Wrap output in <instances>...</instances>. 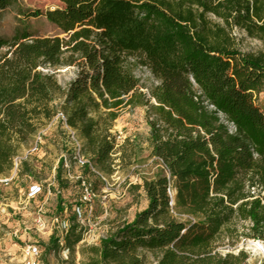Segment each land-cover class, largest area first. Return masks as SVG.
<instances>
[{"label": "trees", "instance_id": "16d2710c", "mask_svg": "<svg viewBox=\"0 0 264 264\" xmlns=\"http://www.w3.org/2000/svg\"><path fill=\"white\" fill-rule=\"evenodd\" d=\"M14 1L0 0V11ZM58 3L29 15L43 16L55 36L23 29L0 37V177L59 110L81 142L83 171L110 176L117 111L146 107L150 157L161 168L131 190L141 189L147 206L81 255L88 264H146L147 253L154 264H247L245 253L220 256L215 244L237 221L248 223L244 237L264 241V114L256 105L264 92V0ZM233 29L262 48L241 51ZM62 67L75 68L64 87L41 71ZM136 68L156 84L141 86ZM27 159L20 176L31 174ZM62 165L55 181L65 188ZM68 223L64 249L53 235L47 252H74L83 228L75 214Z\"/></svg>", "mask_w": 264, "mask_h": 264}, {"label": "rangeland", "instance_id": "374dc122", "mask_svg": "<svg viewBox=\"0 0 264 264\" xmlns=\"http://www.w3.org/2000/svg\"><path fill=\"white\" fill-rule=\"evenodd\" d=\"M58 5V0H15L9 8L0 11V37L10 38L23 29L36 32L37 36H55L57 30L43 16L33 18L29 15L51 11ZM233 36L243 52H257L262 48L258 41L247 38L243 32L233 29ZM43 73L54 74L58 84L64 87L74 77L75 68H47L43 69ZM133 73L144 88L156 84L144 68H136ZM146 90L143 89L145 93ZM256 105L264 114V92L256 98ZM117 115L111 131L117 142L116 152L112 156L115 171L110 176H102L93 170L99 180L71 161L69 168H62L61 178L66 187L58 186L55 181L58 161L62 157L68 159L72 150L68 143L70 139L60 125L48 124L39 131L42 141L36 152L26 155L30 144L24 147L17 160L28 158L32 167L30 176H20L18 172V176L10 174L7 182L0 183V264H23L21 250L24 244L38 246L39 264H88L89 255L82 256V248L98 245L109 230L117 224L132 221L136 213L146 208L147 201L142 190H131L132 186H141L143 180L152 179L161 168L150 157L146 107H123L117 111ZM122 148H125L123 161L120 160ZM82 180L90 183L95 194L87 204L81 202ZM32 185L41 187V191L31 200L26 195L29 187L23 189L21 186ZM77 206L90 211L87 216L90 226L81 227L82 240L74 247L72 254L53 249L47 252L50 237L59 235L61 223L69 225L68 218L74 214ZM174 216L178 220L187 219L186 216ZM248 227V223L234 222L232 234L224 232L220 236L215 244V252L220 256L243 252L248 256L247 264H264V251H254L252 247L259 243L264 250V241L244 237ZM146 261V264H154L151 254H146Z\"/></svg>", "mask_w": 264, "mask_h": 264}, {"label": "built area", "instance_id": "2783aa9c", "mask_svg": "<svg viewBox=\"0 0 264 264\" xmlns=\"http://www.w3.org/2000/svg\"><path fill=\"white\" fill-rule=\"evenodd\" d=\"M41 71L43 72V70L41 69ZM50 125H60L61 128L64 130L66 137L70 139L69 145L72 146V150H70V154H69V158L67 159L66 157H62V168H69L70 165L69 163L72 161L73 164L77 165L79 168H83L84 166H86L88 164L86 158L81 154L80 151V141L78 142V140L76 139L77 137H75V133L74 131H72L65 123V116L64 114L59 110L57 111V113L54 115V117L52 118V120L49 123ZM231 128V126H229ZM42 141V135L41 132H38V134L34 137L33 141L30 143L29 145V150L27 152L26 155L32 154L33 152H36L39 149L40 143ZM20 160H17V157L13 159V168L10 171L9 175L5 176V177H0V183L3 182H7L9 177L11 176H18V172H19V168L18 166L20 165ZM10 174H12L10 176ZM81 186H82V194H81V202L83 204H87L90 202L91 198L95 197V194L93 192L92 186L90 185V183H86L85 181L82 180L81 182ZM29 187V188H28ZM21 188H28L26 189V195L28 199H34L37 197V195L40 193L41 191V187H37L35 185L32 186H21ZM168 195L171 199L170 202V206H173V191H169ZM76 216V222L80 227H89V219H88V215L90 213V211L87 210H83V208L81 206H77L74 209L73 212ZM67 228H68V224L65 225L63 223H61L59 225V230L60 233L58 235V239H57V244L58 246L61 248V250L64 249V241H63V237L65 236L66 232H67ZM13 236H16V234H14ZM104 238V237H103ZM102 239V238H101ZM22 259H23V264H39V248L38 246L34 245V244H24L22 246ZM62 253H64V251H62Z\"/></svg>", "mask_w": 264, "mask_h": 264}, {"label": "bare ground", "instance_id": "6f19581e", "mask_svg": "<svg viewBox=\"0 0 264 264\" xmlns=\"http://www.w3.org/2000/svg\"><path fill=\"white\" fill-rule=\"evenodd\" d=\"M252 247H253L254 251H258V252L264 251L263 246L260 245L259 243L253 244Z\"/></svg>", "mask_w": 264, "mask_h": 264}]
</instances>
